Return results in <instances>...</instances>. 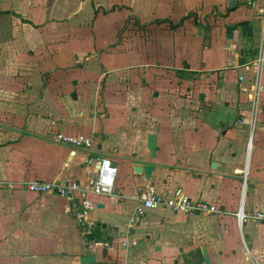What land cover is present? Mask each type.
<instances>
[{
  "label": "crops",
  "instance_id": "obj_1",
  "mask_svg": "<svg viewBox=\"0 0 264 264\" xmlns=\"http://www.w3.org/2000/svg\"><path fill=\"white\" fill-rule=\"evenodd\" d=\"M45 1L0 0V184L86 185L109 159L114 192L91 197L104 242L86 249L65 199L0 189V264H264V224L235 218L264 208V62L249 148L245 67L264 57V0H95L93 30L77 11L44 19ZM147 166L149 180L134 172ZM149 190L220 213L157 210L129 227Z\"/></svg>",
  "mask_w": 264,
  "mask_h": 264
},
{
  "label": "built area",
  "instance_id": "obj_2",
  "mask_svg": "<svg viewBox=\"0 0 264 264\" xmlns=\"http://www.w3.org/2000/svg\"><path fill=\"white\" fill-rule=\"evenodd\" d=\"M264 62L263 52L261 55L245 65L246 69L253 71V78L249 84L248 100L251 102L250 109V134L247 141V147L252 145V133L255 125L258 122V114L261 111V91L262 87L259 83V75ZM243 77H240V81ZM56 140L64 145H69L73 148L89 149L93 144V139L83 136L64 137L61 134L56 135ZM98 167L95 170L93 180L86 185L68 184L63 182H41L27 181L23 183H4L0 184V189L6 190H26L35 194H54L65 199L69 204L70 216L74 219L80 232L89 235L92 232L94 223L90 221V213L96 209V203L92 200V196H111L114 192L115 176L117 168L113 166L109 159H100L97 163ZM120 199V198H119ZM166 210L182 215L194 216H210L220 213L213 205L204 201H194L189 197L176 193L174 196H164L155 193L152 190L143 192L137 200L133 214L130 217L128 226L139 222L147 213ZM235 218L239 224L249 218L257 223L264 224V208L258 209L251 215L246 216L238 211Z\"/></svg>",
  "mask_w": 264,
  "mask_h": 264
},
{
  "label": "rangeland",
  "instance_id": "obj_3",
  "mask_svg": "<svg viewBox=\"0 0 264 264\" xmlns=\"http://www.w3.org/2000/svg\"><path fill=\"white\" fill-rule=\"evenodd\" d=\"M92 5H90V3ZM58 0V4L54 5L55 0H47L44 3L43 6V14L44 19H47V16L49 15L51 11L53 13L57 12L59 15V18L71 16L73 12L77 11L75 16H80L75 18V24L78 26L79 29H91L93 30V25L95 22V17H92L91 9H94V2L95 0ZM89 5V7H86L85 10L81 11V8L78 6L80 3H84ZM73 4V6H70ZM79 7V8H78ZM58 17V16H57ZM77 29V28H76Z\"/></svg>",
  "mask_w": 264,
  "mask_h": 264
},
{
  "label": "water",
  "instance_id": "obj_4",
  "mask_svg": "<svg viewBox=\"0 0 264 264\" xmlns=\"http://www.w3.org/2000/svg\"><path fill=\"white\" fill-rule=\"evenodd\" d=\"M228 38L229 39L232 38V34L231 33L228 34ZM73 97H75V95H73ZM200 99H203L202 95H200ZM156 145H157V136L153 135V134L147 135L146 148H147V151H148L149 156H150L151 159L155 158ZM152 171H153V168L152 167H148V166L147 167H135L134 168V172L135 173H142L146 180H149L150 174H151ZM84 238L87 240L86 249L89 248V244L90 243L98 245L99 243L103 244V242H104V241H99V239L95 238L92 234L85 235ZM95 261H96L95 255H93V254L83 256L80 259L81 264H93V263H95ZM175 264H177V263H175Z\"/></svg>",
  "mask_w": 264,
  "mask_h": 264
},
{
  "label": "trees",
  "instance_id": "obj_5",
  "mask_svg": "<svg viewBox=\"0 0 264 264\" xmlns=\"http://www.w3.org/2000/svg\"><path fill=\"white\" fill-rule=\"evenodd\" d=\"M178 25H180V23H179ZM176 26H177V25H176ZM176 26H173L172 28H174V27H176Z\"/></svg>",
  "mask_w": 264,
  "mask_h": 264
}]
</instances>
